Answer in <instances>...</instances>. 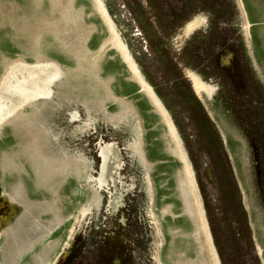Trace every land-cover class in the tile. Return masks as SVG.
Returning a JSON list of instances; mask_svg holds the SVG:
<instances>
[{"label": "rangeland", "instance_id": "1", "mask_svg": "<svg viewBox=\"0 0 264 264\" xmlns=\"http://www.w3.org/2000/svg\"><path fill=\"white\" fill-rule=\"evenodd\" d=\"M21 65L57 75L0 118V264H261L264 0H0V106Z\"/></svg>", "mask_w": 264, "mask_h": 264}, {"label": "bare ground", "instance_id": "2", "mask_svg": "<svg viewBox=\"0 0 264 264\" xmlns=\"http://www.w3.org/2000/svg\"><path fill=\"white\" fill-rule=\"evenodd\" d=\"M16 70L21 73L22 78L14 81L15 83L8 82L7 80L4 82L3 87H6V91L9 94V102L7 103V106H5V104L0 106V118H2L1 116L3 112L11 110L19 103H26V101L28 102L31 99L39 98L40 96L50 93L57 75L56 70L48 65H21L17 67ZM146 87H148V85ZM114 151L115 150L112 147H107L102 150L104 166L106 168L108 162L107 155L108 153H114Z\"/></svg>", "mask_w": 264, "mask_h": 264}, {"label": "flooded vegetation", "instance_id": "3", "mask_svg": "<svg viewBox=\"0 0 264 264\" xmlns=\"http://www.w3.org/2000/svg\"><path fill=\"white\" fill-rule=\"evenodd\" d=\"M107 145H110V146L114 145L115 146V144H107ZM104 146L103 145L101 146V152H102V148ZM102 159H103V157H102ZM116 159L118 160V162H120L119 165L112 164V165H109L106 168L104 166V163L102 164V173L101 174H103L105 176V178L100 177V182L101 183L105 184L107 182V178H109V177L111 178L116 173L117 170H121L122 169L123 163H122V160H121V158L119 156V152H118V158L116 157ZM116 180H117V178H113L112 179L114 184L116 183ZM123 198H124V194L119 192V193H116L114 198L111 200L110 205L114 208L115 211H118L119 208L122 206ZM117 201H119V202H117Z\"/></svg>", "mask_w": 264, "mask_h": 264}, {"label": "crops", "instance_id": "4", "mask_svg": "<svg viewBox=\"0 0 264 264\" xmlns=\"http://www.w3.org/2000/svg\"><path fill=\"white\" fill-rule=\"evenodd\" d=\"M258 219L254 218V223L253 227L251 228L252 231V242L255 244V251H256V258L258 257L261 261V264H264V235L262 234L263 229L261 228L262 226V221H257ZM252 226V225H251ZM259 250V253L258 250ZM209 264V262H208Z\"/></svg>", "mask_w": 264, "mask_h": 264}]
</instances>
